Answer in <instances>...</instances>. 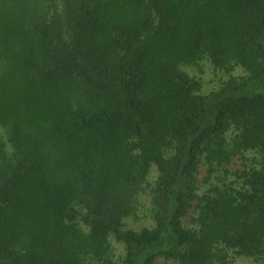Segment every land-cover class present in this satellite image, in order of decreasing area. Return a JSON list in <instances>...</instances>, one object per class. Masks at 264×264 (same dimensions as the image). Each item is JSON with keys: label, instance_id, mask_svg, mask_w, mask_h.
Returning <instances> with one entry per match:
<instances>
[{"label": "trees", "instance_id": "trees-1", "mask_svg": "<svg viewBox=\"0 0 264 264\" xmlns=\"http://www.w3.org/2000/svg\"><path fill=\"white\" fill-rule=\"evenodd\" d=\"M240 259L264 264V0H0V264Z\"/></svg>", "mask_w": 264, "mask_h": 264}, {"label": "rangeland", "instance_id": "rangeland-1", "mask_svg": "<svg viewBox=\"0 0 264 264\" xmlns=\"http://www.w3.org/2000/svg\"><path fill=\"white\" fill-rule=\"evenodd\" d=\"M236 75H242L243 72L241 70H237ZM203 82H204V88L206 91H210L212 89H216L219 87L221 80L224 78H227V75L225 76L223 73L217 72V74L210 68L207 64H205V72L199 75ZM141 218L138 220H135L132 225L140 226L141 224L146 222V216L145 214H148L146 210L139 211ZM247 261L239 260V264H245Z\"/></svg>", "mask_w": 264, "mask_h": 264}]
</instances>
